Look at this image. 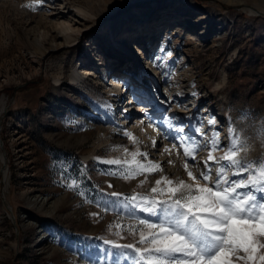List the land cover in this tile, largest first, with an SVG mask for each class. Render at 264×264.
<instances>
[{"label":"rangeland","instance_id":"rangeland-1","mask_svg":"<svg viewBox=\"0 0 264 264\" xmlns=\"http://www.w3.org/2000/svg\"><path fill=\"white\" fill-rule=\"evenodd\" d=\"M66 23L79 40L66 43ZM148 104L159 136L133 127ZM195 128L218 131L222 154L235 129L248 160L264 157V0H0V264H111L105 240L134 243L128 226L155 222L128 198L166 175L168 138L203 141ZM137 147L164 168L143 187L145 175L124 180L103 162ZM208 152L195 154L201 167Z\"/></svg>","mask_w":264,"mask_h":264},{"label":"snow or ice","instance_id":"snow-or-ice-1","mask_svg":"<svg viewBox=\"0 0 264 264\" xmlns=\"http://www.w3.org/2000/svg\"><path fill=\"white\" fill-rule=\"evenodd\" d=\"M27 7L35 10L36 5L30 3ZM208 123L213 128L216 125L215 119ZM121 131L134 145L141 143L133 133ZM183 131V128L176 129L177 133ZM194 133L204 137L203 141L196 135L172 137L182 141L185 157L182 166L188 180L161 175L148 193H136L128 198L132 205L154 217L155 222L142 219L138 225L128 226L134 243L105 240V244L112 245L108 250L111 264H264V157L248 160L247 141L235 129H229V145L221 156L215 155L221 149L218 131L205 135L200 128H195ZM152 145L156 147L155 139ZM175 148L176 144L171 148L165 146L164 152L171 156ZM203 148L209 152L201 167L195 154ZM124 151L128 153L127 148ZM130 155L131 162L103 161L122 166V170L109 174L132 180L140 175L164 172L161 163L148 159V153L139 147ZM138 157H143V161ZM166 163L175 166L172 159ZM147 179L145 175L138 186L143 187ZM65 180L71 182L63 186L85 195L79 190L76 178L65 176ZM115 235L120 237L121 232L116 231Z\"/></svg>","mask_w":264,"mask_h":264},{"label":"bare ground","instance_id":"bare-ground-1","mask_svg":"<svg viewBox=\"0 0 264 264\" xmlns=\"http://www.w3.org/2000/svg\"><path fill=\"white\" fill-rule=\"evenodd\" d=\"M78 8V11L83 15V16H88V11L87 10H85L84 8H82V7H80V6H78L77 7ZM64 29L65 30H68L69 31V35L66 37V43L67 44H69V43H73V42H75V41H77V40H79L80 39V36H81V34L79 33L80 32V29H78V28H76V27H74L72 24H68V23H66L65 25H64ZM116 43H117V41H116ZM134 45L135 44H131L129 47L128 46H125V45H121V47H123V48H126L127 50H128V48H131L132 50H131V52H134V50H136V49H134ZM138 50H139V48H137ZM130 50V49H129ZM152 68V67H151ZM152 69H154V68H152ZM156 72V71H155ZM74 80H78V81H84L85 80V77H84V73H80L79 71L76 73V75H75V77L73 78ZM122 82V80H119L118 81V84H120ZM122 87H124V85L122 86ZM122 90V89H121ZM132 94V93H131ZM133 95V94H132ZM131 95V96H132ZM132 98V97H131ZM135 99L134 100H136L137 98H136V96L134 97ZM116 101H117V99H115ZM131 101H133V100H130L129 102H131ZM110 103V102H109ZM134 103V101L132 102V104ZM111 104V103H110ZM119 106L120 105H118L116 108L118 109L119 108ZM127 106H128V104H127ZM145 108H143L147 113V120H138L135 124H134V126L133 127H135V125H139V128H141V130H142V132H144V126H149V125H152V126H149V127H153V129H154V131H155V134H156V136H159L158 135V132L160 131V128L158 127V125H157V123L159 122H161L162 120L161 119H157L156 117H154L153 115H151L153 112H159L160 110H158V109H155L154 110V107L152 106V104H148V105H146V106H144ZM151 116V117H150ZM141 121H143V123H141ZM132 127V128H133ZM149 129V128H148ZM171 129V128H170ZM132 130V129H131ZM163 132V131H162ZM144 134V133H143ZM163 134V136L161 135V138H163L164 140H166L167 139V137H168V135L166 134V133H162ZM135 136V135H134ZM155 136V137H156ZM179 137H185L183 134H179L178 135ZM157 138V137H156ZM156 138H154L155 139V141H156ZM167 140H169V142L168 143H165V145H164V147L163 148H161V149H159L160 150V155L159 156H161V157H163V160L165 159V163H166V161L168 160V159H174V158H176V157H178V155H177V152H179V154H180V152L183 154V148L181 147V140L178 138V140L176 141V140H172V139H167ZM131 141V140H130ZM229 141H230V137H229ZM173 144H176V148L175 149H172V154H171V156H169L167 153H165L164 152V148H165V146H167V147H169V148H171V146L173 145ZM159 146H160V143H159V145H158V148H159ZM151 150H154V149H151ZM133 152H135V151H133ZM132 153V152H131ZM215 155H217V156H220V155H223L222 153H218V152H216L215 153ZM180 156V155H179ZM201 156V155H200ZM165 157V158H164ZM111 159H120L121 161H128V162H131L132 161V156L130 155V153L128 152L127 154L125 153V151L124 152H122V154H120V155H111L109 158H104V160H111ZM138 159H140V157H138ZM4 161V160H3ZM141 161H143V160H141ZM166 165H167V172H166V175L169 177V178H171V179H175L177 176L178 177H180V173H179V170H178V167L175 165V166H172V165H168L167 163H166ZM181 178V177H180Z\"/></svg>","mask_w":264,"mask_h":264},{"label":"water","instance_id":"water-1","mask_svg":"<svg viewBox=\"0 0 264 264\" xmlns=\"http://www.w3.org/2000/svg\"><path fill=\"white\" fill-rule=\"evenodd\" d=\"M0 143H1V145H2L1 139H0Z\"/></svg>","mask_w":264,"mask_h":264}]
</instances>
